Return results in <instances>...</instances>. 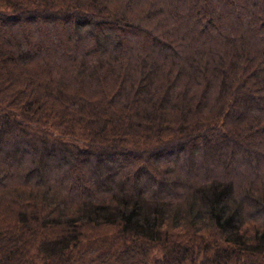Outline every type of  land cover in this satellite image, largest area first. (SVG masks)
Here are the masks:
<instances>
[{
	"label": "trees",
	"instance_id": "16d2710c",
	"mask_svg": "<svg viewBox=\"0 0 264 264\" xmlns=\"http://www.w3.org/2000/svg\"><path fill=\"white\" fill-rule=\"evenodd\" d=\"M264 0H0V264H264Z\"/></svg>",
	"mask_w": 264,
	"mask_h": 264
},
{
	"label": "rangeland",
	"instance_id": "374dc122",
	"mask_svg": "<svg viewBox=\"0 0 264 264\" xmlns=\"http://www.w3.org/2000/svg\"><path fill=\"white\" fill-rule=\"evenodd\" d=\"M264 167V166H263ZM262 169H264V168H262Z\"/></svg>",
	"mask_w": 264,
	"mask_h": 264
}]
</instances>
